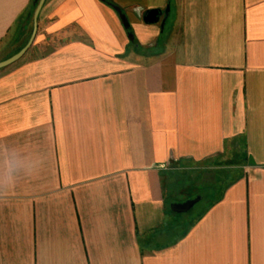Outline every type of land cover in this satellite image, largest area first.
Wrapping results in <instances>:
<instances>
[{
  "label": "crops",
  "instance_id": "0c3cea01",
  "mask_svg": "<svg viewBox=\"0 0 264 264\" xmlns=\"http://www.w3.org/2000/svg\"><path fill=\"white\" fill-rule=\"evenodd\" d=\"M20 59L0 264H264V0H46Z\"/></svg>",
  "mask_w": 264,
  "mask_h": 264
},
{
  "label": "rangeland",
  "instance_id": "374dc122",
  "mask_svg": "<svg viewBox=\"0 0 264 264\" xmlns=\"http://www.w3.org/2000/svg\"><path fill=\"white\" fill-rule=\"evenodd\" d=\"M37 2L30 0L25 11L17 19L12 33L0 44V61L15 55L27 44L33 30L34 6H37ZM21 60L17 61L18 64Z\"/></svg>",
  "mask_w": 264,
  "mask_h": 264
},
{
  "label": "water",
  "instance_id": "95a60500",
  "mask_svg": "<svg viewBox=\"0 0 264 264\" xmlns=\"http://www.w3.org/2000/svg\"><path fill=\"white\" fill-rule=\"evenodd\" d=\"M37 1H38L37 6H36V9H35V12L33 15V30H32V34L30 36L28 43L15 55H13V56H11V57L3 60V61H0V69L13 64L16 61H18L20 58H22V56L28 51V49L34 43V40H35L37 32H38V28H39V15H40V12H41L46 0H37ZM122 18L125 22V25H128L126 16L122 15Z\"/></svg>",
  "mask_w": 264,
  "mask_h": 264
},
{
  "label": "trees",
  "instance_id": "16d2710c",
  "mask_svg": "<svg viewBox=\"0 0 264 264\" xmlns=\"http://www.w3.org/2000/svg\"><path fill=\"white\" fill-rule=\"evenodd\" d=\"M35 8H36V4H35V6H34V10H35Z\"/></svg>",
  "mask_w": 264,
  "mask_h": 264
}]
</instances>
